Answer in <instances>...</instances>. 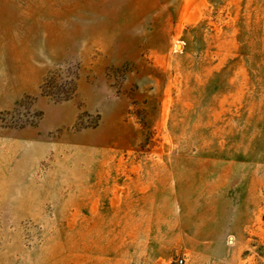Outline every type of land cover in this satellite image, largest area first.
Returning a JSON list of instances; mask_svg holds the SVG:
<instances>
[{
  "label": "rangeland",
  "instance_id": "obj_1",
  "mask_svg": "<svg viewBox=\"0 0 264 264\" xmlns=\"http://www.w3.org/2000/svg\"><path fill=\"white\" fill-rule=\"evenodd\" d=\"M178 259L264 264V0H0V264Z\"/></svg>",
  "mask_w": 264,
  "mask_h": 264
},
{
  "label": "bare ground",
  "instance_id": "obj_2",
  "mask_svg": "<svg viewBox=\"0 0 264 264\" xmlns=\"http://www.w3.org/2000/svg\"><path fill=\"white\" fill-rule=\"evenodd\" d=\"M262 167L261 166H259V165H255L254 167H253V172L255 173V172H258V171H262Z\"/></svg>",
  "mask_w": 264,
  "mask_h": 264
},
{
  "label": "built area",
  "instance_id": "obj_3",
  "mask_svg": "<svg viewBox=\"0 0 264 264\" xmlns=\"http://www.w3.org/2000/svg\"><path fill=\"white\" fill-rule=\"evenodd\" d=\"M179 264H183V259H178Z\"/></svg>",
  "mask_w": 264,
  "mask_h": 264
}]
</instances>
